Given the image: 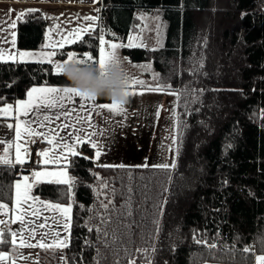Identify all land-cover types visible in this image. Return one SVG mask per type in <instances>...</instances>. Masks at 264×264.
Returning a JSON list of instances; mask_svg holds the SVG:
<instances>
[{"label": "trees", "instance_id": "1", "mask_svg": "<svg viewBox=\"0 0 264 264\" xmlns=\"http://www.w3.org/2000/svg\"><path fill=\"white\" fill-rule=\"evenodd\" d=\"M98 7L95 31L53 50L56 60L63 62L69 52L98 58L101 29L107 40L124 44L138 13L160 14L164 45L121 53L134 63H152L156 87L182 93L177 155L168 170L98 167L92 147L81 144L69 159L70 190L66 184L36 185L35 196L72 204L67 264H128L132 256L145 264L137 248L149 249L151 264H254L264 254V0H100ZM45 27L37 10L21 18L17 49L41 48ZM45 85L70 86L49 63L0 62V107ZM26 166L0 164V202L12 203L17 173ZM103 182L108 187L99 189ZM108 199L106 211L101 204ZM97 228L107 231V247ZM249 245L253 249L245 252ZM10 246L0 244V251Z\"/></svg>", "mask_w": 264, "mask_h": 264}, {"label": "snow or ice", "instance_id": "2", "mask_svg": "<svg viewBox=\"0 0 264 264\" xmlns=\"http://www.w3.org/2000/svg\"><path fill=\"white\" fill-rule=\"evenodd\" d=\"M95 2V0H94ZM35 9H29L26 12L18 13L17 19L23 18L25 15L35 12ZM99 12V9H97ZM79 19V17H77ZM99 19V17L92 16H84L83 20L85 22H95ZM158 19V17H157ZM15 21L12 22L10 27H15ZM160 26H157V32L159 33ZM60 24L57 21L55 22V27L49 30V34L53 31L57 32L58 35H62V39L56 43H46L44 48H63L65 44L75 43L77 40H82L83 35L85 33H89L95 31V28L92 26L89 27H80L74 29L72 32H69L67 35H63L60 31ZM12 47H15V34L11 33ZM99 57L94 58L91 54L85 53L83 56H77L74 52L67 53L66 59L61 62H53L52 58L57 55L56 51L49 52H41V53H32L27 51H20L16 53L5 52L4 49L0 48V61L6 62V60H12L16 62L17 60L21 63L27 61H35L39 63H50L52 65V71L60 76L62 69L66 63H76L81 66H94L100 70L101 75H104L108 66L114 61L117 50L120 48H131L134 46H141L135 43V37H129L127 44L121 43H110L105 40V34L103 29H101L99 35ZM107 46V47H105ZM155 50V49H153ZM200 66L202 67V61L200 62ZM142 69H150L151 65L146 64L141 66ZM154 80L159 81L158 76L153 77ZM143 80L133 79L131 82H128L126 95L129 97L131 95L137 94L135 91V85H144ZM149 91L154 92H167L169 95H175L177 99H179L182 94L179 90L172 91L170 85H160L158 84L155 88H149ZM140 94H143L142 92ZM194 97L193 102H195L199 97L196 92L193 91L191 93ZM76 98H79L78 100ZM15 127L12 123L7 124L9 129H13L15 132V138L11 142H3L5 143V149L3 155H0V164L5 165H13V164H21L23 165L27 159V151L25 150L24 154H21L22 145L17 143V141L22 138L27 139L28 137H40L45 141L48 145L52 147L49 149H45L37 153L39 157L43 158V164H54L61 165L62 167L59 171H33L31 173L32 180L35 184L40 183H56V184H66L69 186V190L74 184V179L68 176L67 168L70 167V161L68 159L69 156L75 157L79 155L76 145L81 143H89L95 151V160H101V149L98 144L93 141L91 138L96 136L95 132L84 133V129L81 125V121L84 123H89L91 120V116H83L82 113L94 109L97 107V98L89 97L87 95L81 94L77 92L75 89L70 86H65L62 88L50 87V86H34L27 92L26 100H16L15 101ZM70 105V106H69ZM100 108L107 109L110 113L120 114L124 111V105L118 104L116 102H111V104H103L99 105ZM187 109V104L185 105ZM13 111L12 103H4L3 107H0V117H10ZM160 108L157 109V116H159ZM31 113V115H30ZM173 116L175 117V112H173ZM26 118V119H24ZM63 123L57 124L55 127L52 126L53 121H61ZM35 125V127H33ZM40 129V130H38ZM42 130V131H41ZM64 133L63 135L61 133ZM68 141H74L73 143H68ZM176 141L173 140V145H175ZM15 148V160L11 159L9 149ZM60 148L62 151L57 154L56 149ZM87 159V157H85ZM98 167L104 166L102 164H97ZM116 167V166H113ZM119 168L123 169L125 165H119ZM147 167V165L143 166ZM155 167L168 170L170 168L175 167V163L172 164H164L161 163L156 165ZM96 179L99 181L100 177L97 176ZM29 177H23V183L17 182L15 184L16 189V200L15 203L17 205L15 211L17 212V220L19 221L20 227L18 230H13L9 227V221L6 219H0V244L11 243L13 245V252H16L17 247H30L36 248L40 247L41 249H49L53 247L57 248H65L68 247L69 241L67 237L61 238L60 232H55L53 234L51 231H42L47 229L49 226V220L47 217L44 218L43 222H37L41 215L42 211H52L59 213V215L63 218V229L70 233L71 228V211L72 204L69 203L67 206H63L59 203H51L44 202L39 199L37 196H33L31 194L32 184L28 183ZM101 187L107 188V182H103ZM131 192V189H129ZM111 194H115V189H111ZM31 201V203H29ZM112 203L111 199H108V203H102L101 206L107 211L109 205ZM27 205V207H24ZM36 205H40L39 208ZM8 208L7 204L0 203V215L7 216L8 213L6 209ZM31 215L32 217H36V220H31L26 218ZM53 222H57L55 217L52 218ZM107 218H102V223H107ZM12 223H16V220H13ZM88 227V231L91 232L93 228L89 225H85ZM98 233V239L102 235L105 237V246L107 247L106 237L108 236L107 231H102L100 228L96 229ZM10 233L11 240H7L5 238V234ZM115 239V237H113ZM196 239L197 243L207 245V240ZM18 241V243H17ZM32 241H35L33 243ZM87 243V242H86ZM210 248H215L216 244L213 243L208 245ZM152 252L155 251L153 247L151 249ZM245 252H249L250 249L245 247ZM136 252L140 253L144 260L145 264H151V258L149 255V249L137 248ZM22 256V254H20ZM10 253H5L0 251V264H7ZM24 259H28L27 257H22ZM63 264H67V260L62 257ZM257 264L260 262H264V254L256 257ZM12 264H15V260L12 261ZM35 264V262H33ZM99 264V260L97 261ZM128 264H136V260L134 256L129 257Z\"/></svg>", "mask_w": 264, "mask_h": 264}, {"label": "crops", "instance_id": "3", "mask_svg": "<svg viewBox=\"0 0 264 264\" xmlns=\"http://www.w3.org/2000/svg\"><path fill=\"white\" fill-rule=\"evenodd\" d=\"M82 0H0V48L4 49L5 52L13 53V51H17L16 47V25L20 19H17L18 13L26 12L29 9H35L39 11L46 23L45 27V33L43 38V43L41 48L37 50H24L27 52L32 53H41V52H47L50 50H55L60 47L56 48H44L43 46L46 43H56L61 41L62 35H58L57 32L53 31L49 34V30L53 27H55V22L57 21L60 23V19H68L73 17L74 14L79 12L81 9L88 10L90 8H93L94 3L88 4V3H82ZM97 7V5H96ZM15 21V27L12 28L10 25L12 22ZM59 31L63 35H67L68 32L65 30V27H62L60 25ZM11 33L15 34V47H12L11 40L12 35ZM3 62V61H0ZM6 62H13L12 60H6ZM16 62H19L18 60ZM27 62H35V61H27ZM25 63V62H24ZM39 63V62H36ZM135 91L137 94L129 96L128 103L124 105V111L120 114L110 113L107 109L100 108L97 103V107L94 109H91L89 111H86L82 113L83 116H91V120L89 123H84L81 121V125H78V127L82 126L84 129V133L87 134L88 132H95L96 136L92 137L91 139L95 141L98 146H100L101 149V160L96 161L95 160V151L96 149H93L94 156L93 160L95 164H102L104 166L100 167H113V166H119V165H125L123 161V157H166L167 156V148H166V142L163 135V138L161 139V136L159 135V131L157 132V129L159 128V123L157 124V120L160 121V114L157 116L156 126L155 129L151 131V136L148 141V151L147 153H141L140 150V141H133V144L129 146L128 144V129H129V121H133L134 115L137 112L138 116L136 117L138 124L137 128L140 131V128L144 125L145 117H147V112H149V104L148 108L145 106V102H153L156 103L157 96L156 94H159L160 92H154L149 91L148 89L151 87H147L144 89H139L136 85ZM147 89V90H146ZM143 94H140V93ZM166 93V92H164ZM167 94V93H166ZM165 96V97H164ZM160 99V105L164 103L166 100V95H164ZM27 99V94L23 100ZM77 100L79 98H76ZM111 104V103H110ZM70 106V105H69ZM3 107V106H1ZM15 108L16 105L13 104V111L12 115L10 117H0V155H3L4 149H5V143L3 142H11L15 138ZM31 115V113H30ZM26 119V118H24ZM12 123L13 129H9L7 127V124ZM63 123V120L61 121H53L52 126L55 127L57 124ZM35 127V125H33ZM135 126L132 125V129L135 130ZM40 130V129H38ZM42 131V130H41ZM144 133V132H143ZM157 133V134H156ZM64 134L63 132L61 133ZM163 134V133H162ZM138 138V137H136ZM28 139L22 138L21 140L17 141V143H20L22 145L21 154H24V148L27 146ZM39 139L42 141L44 145V150L49 149L52 146L48 145L45 141H43L42 138L39 137ZM156 139V140H155ZM153 140H155V144L153 143ZM74 141H68V143H73ZM81 144H88L89 143H81ZM81 144L76 145L77 150L79 152V146ZM154 144V146L152 145ZM131 149L128 151V149ZM62 151V149L57 148L56 153L59 154ZM11 159L13 161L15 160V148L9 149ZM130 154V155H129ZM71 156L68 157L70 159ZM30 157L27 156L26 162L23 165L27 164V167L25 168V176H28L32 179L31 173L33 171H59L62 167L61 165H54V164H43V158L41 163L39 164H31L30 163ZM5 165V164H1ZM13 165H20L21 164H13ZM68 172V170H67ZM68 176L70 178L71 175L68 172ZM17 182L23 183L22 179H17L15 184ZM29 183V182H28ZM47 183V182H44ZM14 184V195L13 200L11 204H7L8 208L6 209L8 215L3 216L0 215V219H6L9 221V227L13 230H18L20 227L19 221L17 220V212L15 211L17 205L15 203L16 200V189ZM31 188V194L35 196L33 189L36 185L34 181L32 183ZM41 201L44 202H51L46 199L40 198ZM3 203V202H0ZM31 203V201H29ZM54 203V202H51ZM6 204V203H4ZM65 206V205H63ZM24 207H27L25 205ZM37 208L40 207V205H36ZM47 217L49 220V226L47 229H44L42 231H51L53 234L55 232H60L61 238L67 237L69 241V234L63 229V218L59 215V213L52 212V211H42V215L40 219L37 221L43 222L44 218ZM53 217H55V220L57 222H53ZM27 219L36 220V217H32L29 215ZM13 220H16V223H12ZM11 236V235H10ZM10 239H12L10 237ZM35 243V241H32ZM18 243V241H17ZM13 245L11 244L10 249L8 251H2L5 253H10L9 259L7 261V264H12V261L15 260V264H63L62 257L64 253L65 248H49L47 250L41 249L40 247L36 248H30V247H23L19 248L17 247L16 252L12 251ZM22 254V256L20 255ZM22 257H27L28 259H24ZM254 264H257V260L255 258Z\"/></svg>", "mask_w": 264, "mask_h": 264}, {"label": "rangeland", "instance_id": "4", "mask_svg": "<svg viewBox=\"0 0 264 264\" xmlns=\"http://www.w3.org/2000/svg\"><path fill=\"white\" fill-rule=\"evenodd\" d=\"M100 0H82V3H88L92 4L93 8H90L88 10L81 9L79 12L73 15V17L68 19H60V25L62 27H65V30L69 33L72 32L74 29L80 28V27H89L92 26L96 28L98 25V20L93 25V22H85L83 20L84 16H92V17H99V12L97 9L98 3ZM97 5V7H96ZM79 17V19L77 18ZM158 17V19H157ZM137 19V26L136 29L132 30L129 35L126 37V41L124 44H127L128 38L135 37V43L139 44L141 46H134L131 48H147V49H159L164 45V39H165V31H166V23L162 20V17L158 13L148 14V13H138L136 15ZM160 26L159 33L157 32V26ZM16 31H17V25H16ZM90 33V32H89ZM87 34V33H85ZM84 34V35H85ZM83 35V36H84ZM106 41L110 43H121L120 41H112L107 40ZM78 41V40H77ZM71 43L65 44L69 45ZM107 47V46H105ZM99 48L98 47V57H99ZM121 49H118L117 52L122 56ZM17 51H24V50H18ZM52 51V50H50ZM49 52V51H47ZM13 53H15L13 51ZM125 58V57H124ZM53 62H58L55 57L52 58ZM127 62V66L130 69V81L133 79L143 80L145 83L143 86L137 85L139 89H144L147 87L154 88L156 87L158 81L154 80V76H158L157 72L154 69V66L152 63H134L129 61L127 58H125ZM21 63V62H18ZM62 63V62H61ZM50 64V63H49ZM150 64V69H142V65ZM136 86V85H135ZM134 86V87H135ZM147 90V89H146ZM157 99L156 103L154 104L152 101L145 102V106L148 108L149 104V112H147V117H145L144 125L142 128L136 129L138 121L136 117L138 116L137 112L134 115V122L129 121V129H128V144H133V141H140V152L141 153H147L148 151V141L151 136V131L156 128V126L159 125V128L157 129V132L161 136V139L165 138L166 142V148H167V156L166 157H123V161L125 166L131 167V168H149V167H155L156 165H159L161 163L164 164H172L176 162V155H177V137H178V125H177V97L175 95H169L164 92H160L159 94H156ZM166 95V100L162 105H160V99ZM165 97V96H164ZM160 108V121L157 120V109ZM173 112H175V117L173 116ZM157 120V124L155 123ZM132 125H134L135 130L132 129ZM144 132V133H143ZM163 133V134H162ZM157 134V133H156ZM138 137V138H136ZM175 139L176 143L173 145V140ZM156 140V139H155ZM155 140H153V143L155 144ZM154 144H152L154 146ZM131 149L129 148L128 151ZM130 155V154H129ZM147 165V167H143ZM102 187L100 186L99 189ZM259 256V255H258ZM257 257V256H256ZM260 264H264V262H260Z\"/></svg>", "mask_w": 264, "mask_h": 264}, {"label": "clouds", "instance_id": "5", "mask_svg": "<svg viewBox=\"0 0 264 264\" xmlns=\"http://www.w3.org/2000/svg\"><path fill=\"white\" fill-rule=\"evenodd\" d=\"M61 75L71 88L81 94L122 105L128 103L126 91L131 73L125 58L118 52L104 75L94 66H81L74 62L66 63Z\"/></svg>", "mask_w": 264, "mask_h": 264}, {"label": "built area", "instance_id": "6", "mask_svg": "<svg viewBox=\"0 0 264 264\" xmlns=\"http://www.w3.org/2000/svg\"><path fill=\"white\" fill-rule=\"evenodd\" d=\"M25 150L28 153L27 156L30 157V159H31L30 160L31 164H39V163H41L42 157H39L37 155V153L44 150V145H43L42 141L39 139V137H29L27 146L24 148V152H25ZM24 174L25 173L23 171H18L17 179L18 180L22 179L25 176ZM28 182L32 183L33 180L31 178H29ZM248 248L250 250L253 249L252 245H249Z\"/></svg>", "mask_w": 264, "mask_h": 264}]
</instances>
